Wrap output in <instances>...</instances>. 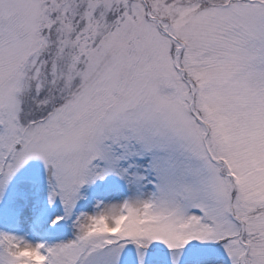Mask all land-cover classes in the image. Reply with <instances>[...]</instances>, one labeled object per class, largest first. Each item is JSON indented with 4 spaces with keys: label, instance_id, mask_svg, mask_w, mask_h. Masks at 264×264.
Instances as JSON below:
<instances>
[{
    "label": "snow or ice",
    "instance_id": "6c2138e0",
    "mask_svg": "<svg viewBox=\"0 0 264 264\" xmlns=\"http://www.w3.org/2000/svg\"><path fill=\"white\" fill-rule=\"evenodd\" d=\"M0 264H264V0H0Z\"/></svg>",
    "mask_w": 264,
    "mask_h": 264
}]
</instances>
